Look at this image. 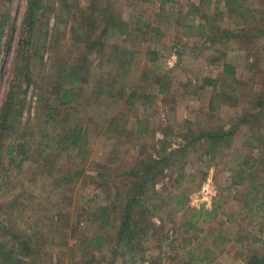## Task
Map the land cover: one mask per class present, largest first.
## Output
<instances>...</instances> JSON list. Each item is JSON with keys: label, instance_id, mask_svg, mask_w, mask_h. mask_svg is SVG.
Returning a JSON list of instances; mask_svg holds the SVG:
<instances>
[{"label": "rangeland", "instance_id": "obj_1", "mask_svg": "<svg viewBox=\"0 0 264 264\" xmlns=\"http://www.w3.org/2000/svg\"><path fill=\"white\" fill-rule=\"evenodd\" d=\"M38 1L41 10L31 23L27 0H0V18L9 14L11 24L0 56V107L11 83L17 91L14 106H21L2 133L0 238L14 230L44 242L46 255L37 264L69 263L79 257L76 247L69 250L74 240L97 234L110 239L100 259L109 262V246L116 250L113 264H244L250 253H263L264 198L258 207L247 181L233 184L228 169L246 155L242 142L249 127L238 126L231 145L216 149L214 158L188 137L205 128H228L240 114L253 112L264 84V0ZM109 16L121 32L109 26L103 33ZM22 45L30 84L13 79ZM113 48L133 50L131 61L138 66L125 79L124 94L120 81L119 87L104 84L106 94L97 96L99 77L115 70L107 61ZM225 62L233 66L231 74L224 73ZM71 75L78 78L73 87L79 91L69 108L60 103L55 86L69 88ZM205 78L215 84H205ZM74 122L87 135L83 147L53 146L43 138ZM260 128L264 134V123ZM20 144L25 155L17 150L9 155L7 146ZM187 144L168 160L150 195L158 207L146 220L157 229L151 234L147 222V235L133 244L138 249L125 253L114 244L116 215L101 223L90 214L106 204L121 211L128 188L124 172L142 158L160 159ZM77 170L81 175L72 177ZM119 190L123 194L116 200ZM182 193L185 203L176 205ZM201 205L202 215L196 216ZM84 208L88 212L78 215ZM191 218L194 227L187 229ZM44 232L51 241H41ZM198 258L204 259L198 263Z\"/></svg>", "mask_w": 264, "mask_h": 264}, {"label": "trees", "instance_id": "obj_2", "mask_svg": "<svg viewBox=\"0 0 264 264\" xmlns=\"http://www.w3.org/2000/svg\"><path fill=\"white\" fill-rule=\"evenodd\" d=\"M41 10V5L38 0H27V9H26V17L32 23L33 19L37 11ZM9 14H4L0 18V56L2 55L6 41L5 35L6 32L11 28V24L8 20ZM26 20V18H25ZM121 23H123L121 21ZM111 27H115L117 31L121 32L122 26L120 23L115 22L114 19L111 20L109 16L107 23L103 28V33H106L107 29ZM231 36H235L232 34ZM132 55L134 56V51L131 49L123 48L117 51L115 48L112 49L111 53L107 54V61L110 62L113 66L115 65V70L107 71L101 75L98 79V83L96 84L94 93L98 95L106 94L103 90V85H110V87H114L120 85V81L122 82L121 87L118 88L119 94H124L126 91L124 88V81L128 77V74L131 73V70H134L138 66L137 61H131ZM17 59V72L14 73V80L18 77H23L27 83L31 82V73L28 64V56L25 52L24 45L20 46L16 53ZM20 62V65H18ZM83 70L84 67L80 66ZM224 73L231 74L233 72V66L227 62L223 64ZM144 78L145 74H144ZM66 83L70 85L69 88L58 84L55 86V91L57 93V97L60 98V103L64 106L71 108V101H74L76 93L79 90L74 89V83L78 81V78L75 76L66 78ZM119 83V84H118ZM204 83L213 86L215 84L214 79L205 78ZM20 86V85H19ZM105 87V85H104ZM16 85L14 86L12 83L9 85L8 91L5 94L4 101L2 106L0 107V151H1V140L2 133L10 129L11 125L9 124V117L13 111L19 110L15 103V95L17 94ZM19 88V87H18ZM25 91V89H24ZM109 92V90L107 91ZM55 93V92H54ZM55 93V94H56ZM114 94V93H107ZM134 94H130L132 97ZM55 101V100H54ZM252 109L247 110L244 113L240 114L237 118V122L235 125L230 126L228 128L222 127H213L211 129L205 128L199 130L198 133L193 136L188 137L190 143L201 142L205 145V149L203 151L206 155L211 158H214V154L216 153V149L221 147L226 148L231 145L232 135L235 133L236 129L240 125H245L249 127L250 131H248L247 136L242 142L243 148L246 150V155L242 160L235 162V166L228 168L229 171L233 174V184H241L243 182L248 183L250 187V195L252 201H255L256 204H259L258 207L262 205L259 201L264 198V178L263 181H260L261 173L264 176V141L262 133H260V127L264 123V116L262 115L264 111V84L259 92L255 95V99L252 104ZM16 114V113H15ZM76 121V120H75ZM263 121V123H262ZM47 122V121H46ZM261 123V124H260ZM48 124V122H47ZM258 124V129H254L255 125ZM63 133H54L50 134V132H46L43 135V138H47L49 141V145L55 146L56 143L61 142L64 143L65 147L71 148H80L85 145V138L87 137L85 131H82L79 127V124L74 122L72 125L68 127H64ZM28 132L26 131L27 135ZM189 135V134H188ZM44 139H41L39 142L40 147L44 145ZM189 144L182 146L179 149H173L169 151L167 154H164L160 159H153L151 157H146L140 159L136 165L130 167L128 170L124 172L125 177V185L128 188H125L127 199L125 200V204L123 205L121 211L117 209L116 205L106 204L100 206L95 212H93L90 217L91 221H100L101 223H108L110 221V217L112 215H116L114 219L119 221V225L117 228L116 236L114 238V244L120 248L125 249V253L129 254L133 251H136L138 248L134 246L136 240H140L142 237H145L148 233V227L145 225L149 222L152 225V232L157 229L148 219V215H152V210H156L158 207L156 202L151 200L150 195L153 194L154 184L158 179L163 176V171L165 170L166 165H168V160H173L175 154L183 151ZM8 153L9 155L13 154L16 150L18 153L25 155L26 146L20 144L16 147V149L12 145H8ZM25 147V148H24ZM45 147V146H43ZM44 149V148H43ZM254 149L258 150V153L255 155L253 153ZM79 151L83 152L82 149ZM23 161L21 158L20 162ZM82 173L81 170H77V172H72V177L80 176ZM124 185V186H125ZM99 187L102 188V184H99ZM124 191V193H125ZM120 190L116 194V200L120 199L121 195ZM180 198L176 199V205L182 206L185 203V194L177 195ZM182 198V199H181ZM172 199V197H171ZM248 204V201H245V205ZM112 205V206H111ZM202 207L196 212V216L202 215ZM117 209V210H115ZM216 208L209 210L207 212V216L214 214ZM80 212V216L82 213L88 212L85 208L78 210V215ZM150 212V214H149ZM194 215V216H195ZM192 218L185 222L188 228L194 227L192 222ZM45 233V232H44ZM8 234L11 235L8 239L0 238V264H37L40 256L46 255L45 252V244L42 242L39 244L38 240H34V235H26L24 232H16L14 230H10ZM38 234V231L35 232ZM41 241L50 240V238L41 233L40 234ZM11 238V239H10ZM51 241V240H50ZM75 244H71L69 246V250L72 253L74 247L79 250V257L72 259L69 263L66 264H113L116 250H111L112 258L109 262L106 261L105 258L100 259L102 247L106 242H109L110 239L104 235H94L92 237H77L75 240ZM35 242V244H34ZM65 245L67 242H63ZM113 250V251H112ZM142 250V249H141ZM140 251V250H139ZM208 250H206L207 252ZM74 252V251H73ZM75 254H73L74 256ZM185 255L191 259L192 253L191 250L185 252ZM72 256V255H71ZM132 257V256H131ZM204 258H198L197 262L203 261ZM56 264H59L58 262ZM244 264H264V251L263 253L252 252L247 256L246 262Z\"/></svg>", "mask_w": 264, "mask_h": 264}]
</instances>
